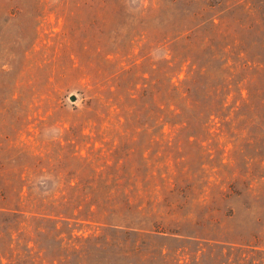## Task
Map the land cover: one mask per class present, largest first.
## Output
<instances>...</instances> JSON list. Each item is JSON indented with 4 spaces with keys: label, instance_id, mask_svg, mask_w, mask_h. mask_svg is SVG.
Segmentation results:
<instances>
[{
    "label": "rangeland",
    "instance_id": "obj_1",
    "mask_svg": "<svg viewBox=\"0 0 264 264\" xmlns=\"http://www.w3.org/2000/svg\"><path fill=\"white\" fill-rule=\"evenodd\" d=\"M159 1L160 10L151 0L2 2L0 170L41 190L131 186L157 199H188L184 214L194 204L206 206L200 215L216 212V188L225 186L219 179L233 165L231 144L216 139V124L198 141L174 138L165 126L157 136L152 121L156 62L169 58L156 42L178 19L168 0ZM199 1L204 13L237 16L242 27L262 16L254 26L264 28V0ZM78 158L90 160L91 172L79 171ZM129 172L131 185L120 179ZM87 177L93 180L75 183ZM225 204L234 213L228 226H241L243 205Z\"/></svg>",
    "mask_w": 264,
    "mask_h": 264
},
{
    "label": "trees",
    "instance_id": "obj_2",
    "mask_svg": "<svg viewBox=\"0 0 264 264\" xmlns=\"http://www.w3.org/2000/svg\"><path fill=\"white\" fill-rule=\"evenodd\" d=\"M168 3L178 19L156 42L169 58L156 62L152 121L157 136L165 126L174 138L198 141L216 124V139L231 144L233 165L219 179L225 186L216 188V212L200 215L206 206L190 204L184 214L188 199H157L131 186L41 190L2 169L0 264H264V28L254 26L263 17L242 27L237 16L204 13L199 0ZM77 163L91 172L90 160ZM120 179L135 182L131 172ZM230 199L247 216L234 228ZM88 226L91 232L81 230Z\"/></svg>",
    "mask_w": 264,
    "mask_h": 264
},
{
    "label": "water",
    "instance_id": "obj_3",
    "mask_svg": "<svg viewBox=\"0 0 264 264\" xmlns=\"http://www.w3.org/2000/svg\"><path fill=\"white\" fill-rule=\"evenodd\" d=\"M68 100H69V101H73V100H74V96H69V97H68Z\"/></svg>",
    "mask_w": 264,
    "mask_h": 264
}]
</instances>
